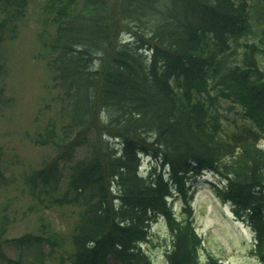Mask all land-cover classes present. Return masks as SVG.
Returning a JSON list of instances; mask_svg holds the SVG:
<instances>
[{
    "label": "trees",
    "instance_id": "trees-1",
    "mask_svg": "<svg viewBox=\"0 0 264 264\" xmlns=\"http://www.w3.org/2000/svg\"><path fill=\"white\" fill-rule=\"evenodd\" d=\"M27 3L0 0V44L16 35ZM43 10L40 50L57 108L30 138L53 154L23 181L42 205L76 207L65 236L71 264H155L142 245L158 218L166 264H222L199 257L187 182L204 171L220 176L217 194L247 220L250 252L264 264V0H45ZM4 92L0 76V110ZM142 155L153 159L146 173ZM9 222L3 205L6 264L19 258L3 244L57 243L38 232L46 221L18 237L6 236Z\"/></svg>",
    "mask_w": 264,
    "mask_h": 264
},
{
    "label": "rangeland",
    "instance_id": "rangeland-1",
    "mask_svg": "<svg viewBox=\"0 0 264 264\" xmlns=\"http://www.w3.org/2000/svg\"><path fill=\"white\" fill-rule=\"evenodd\" d=\"M44 3L45 0H28L16 35L0 44V58L4 63L0 76L6 98L0 110V207L6 206L10 218L6 236L18 237L29 230L36 232L40 223L46 221L48 224L38 232L44 237L55 238L57 243L52 246L44 240L29 250L3 244L1 250L12 260L19 258L18 264H71V245L65 236L76 218V207L50 204L47 200L42 205L30 195L23 181L25 172L39 166L42 157L53 154L52 149L35 145L30 138L35 127L57 108L54 90L50 87V69L40 50ZM226 114L237 117L230 109ZM260 144L264 146V135ZM85 152L84 146H78L74 158ZM141 157L140 169L146 173L153 159ZM187 183L195 227L202 237L201 262L205 263L212 254L221 259L222 264H262L250 252L253 232L247 220L235 215L231 204L217 194L216 188L222 184L220 176L204 171L191 175ZM170 203L175 214L181 217L184 202L180 193H174ZM54 232L64 239L54 237ZM168 243L166 223L158 218L151 224L150 238L142 247L155 264H166ZM0 264H6V261L0 259ZM106 264L117 263L108 257Z\"/></svg>",
    "mask_w": 264,
    "mask_h": 264
}]
</instances>
